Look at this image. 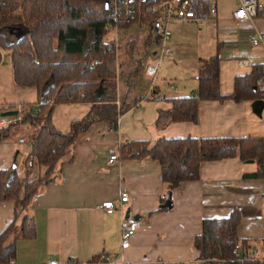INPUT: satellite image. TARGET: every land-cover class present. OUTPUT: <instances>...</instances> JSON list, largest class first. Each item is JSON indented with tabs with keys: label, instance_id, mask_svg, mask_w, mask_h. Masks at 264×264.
Masks as SVG:
<instances>
[{
	"label": "crops",
	"instance_id": "crops-1",
	"mask_svg": "<svg viewBox=\"0 0 264 264\" xmlns=\"http://www.w3.org/2000/svg\"><path fill=\"white\" fill-rule=\"evenodd\" d=\"M236 4L237 0H218L217 17L208 18L215 27L218 53L207 51L202 44L189 45V38L178 34L176 27L172 29L177 22L195 21H171L167 41L170 52L161 60L155 80L144 71L158 50L149 23L131 19L112 28V34L107 30L105 36L117 40L108 61L115 72L116 93L109 102L127 108L119 113L116 128L95 121L80 132L72 158L57 163L50 178L39 184L22 210L33 218L34 235L16 240L15 254L10 258L14 264H68L89 261L101 253H121L123 264H197L193 239L201 232L202 219L225 216L234 208L240 212L238 238L247 239L249 246L264 254V169L256 160L244 161L238 154L202 160L198 178L181 180L170 189L161 177L157 159L130 157L122 149V144L132 139L152 141L161 136H264V119L251 110L252 100L245 98L200 99L197 121L156 122L160 110L171 108L172 97L197 95L201 57L219 56L222 94L233 91L235 76L264 60L263 47L248 38L251 32L264 30V16L237 23L231 16ZM133 23L137 28L125 32ZM226 42L237 45L223 56L219 49ZM6 53L0 60V112L17 109L18 113L0 114V118L12 121L20 119L24 105L37 107L38 89L15 82ZM141 75L147 85L138 88ZM91 103H56L52 122L68 131L72 120L83 117ZM35 129L20 122L0 141V177L13 162L18 174L25 172L24 161L31 150L28 136ZM112 152L117 159L109 162ZM46 171L34 164L27 177L32 179ZM251 172L257 175H245ZM122 190L128 193L127 201H120ZM169 197L171 205L166 206ZM106 199L114 201L116 210L107 212L100 207ZM13 218L14 200L0 196V233ZM123 224L134 228L124 243L120 237Z\"/></svg>",
	"mask_w": 264,
	"mask_h": 264
},
{
	"label": "trees",
	"instance_id": "trees-1",
	"mask_svg": "<svg viewBox=\"0 0 264 264\" xmlns=\"http://www.w3.org/2000/svg\"><path fill=\"white\" fill-rule=\"evenodd\" d=\"M106 1L0 0V46L10 50L14 80L38 89L37 107L24 105L20 119L15 118L0 127V141L20 122L36 128L28 136L31 150L24 161L25 172L18 174L13 162L0 177V196L14 200V218L0 233V264H7L14 257L18 238L34 235L33 218L22 210L39 184L50 178L56 164L72 158L78 134L95 121L116 128L119 113L127 108L125 104L118 108L109 102L116 93L115 72L108 63L114 53V44L102 42L108 30L109 5ZM218 73L217 54L201 57L197 95L172 97L171 108L160 110L156 122L164 125L176 120L197 121L200 99H264V88L257 84V78L264 73L263 62L252 64L249 72L235 76L234 89L228 94L219 91ZM78 100L92 101L89 111L72 120L68 131L56 128L51 119L53 106ZM122 149L130 157L157 159L161 177L170 189L181 180L198 178L202 160L238 154L244 161L256 160L264 169V136L258 135L161 136L152 141L132 139L124 142ZM34 164L47 171L29 179L27 172ZM245 175H257V172ZM239 219L237 208L225 216L204 217L201 232L193 239L198 260L203 264H218L221 260L226 264H239L232 250L238 242L244 247L248 245L247 239L238 238ZM10 236H13L11 240ZM95 261H99V255L87 264ZM243 264L261 262L248 259Z\"/></svg>",
	"mask_w": 264,
	"mask_h": 264
},
{
	"label": "built area",
	"instance_id": "built-area-1",
	"mask_svg": "<svg viewBox=\"0 0 264 264\" xmlns=\"http://www.w3.org/2000/svg\"><path fill=\"white\" fill-rule=\"evenodd\" d=\"M108 32L112 28H117L119 22L125 20H139L147 22L151 27L153 39L158 43L157 56L145 66V74L152 80L156 79L158 68L161 60L169 54L170 47L167 41L170 37L171 30L169 24L171 21H201L203 19L214 18L218 15V0H108ZM231 16L235 22L251 21L258 17L264 16V0H237V4L231 12ZM249 41L254 45H260L264 50V30H255L248 36ZM103 43L113 42L117 45L115 38H109L105 35L102 38ZM1 49V48H0ZM3 55V51L0 50ZM264 63V60L262 61ZM257 84L264 88V73L257 78ZM83 95V93H82ZM19 118V117H17ZM10 119L0 118V127L7 124ZM117 159L115 152L110 153L109 162ZM120 201H127L128 193L122 190ZM100 207L107 212L116 210L113 200L106 199L100 204ZM134 234V228L121 225V242L127 241ZM234 259L239 264H243L246 260H259L264 264V254H260L256 247L249 245L243 246L241 242L235 244L233 250ZM99 261L105 264H123L121 253L108 254L101 253ZM7 264H14L10 259ZM50 264H56L50 262ZM69 264H87V261L71 262ZM185 264V263H182ZM197 264H203L201 260ZM218 264H226L225 260H221Z\"/></svg>",
	"mask_w": 264,
	"mask_h": 264
},
{
	"label": "rangeland",
	"instance_id": "rangeland-1",
	"mask_svg": "<svg viewBox=\"0 0 264 264\" xmlns=\"http://www.w3.org/2000/svg\"><path fill=\"white\" fill-rule=\"evenodd\" d=\"M206 21V22H205ZM204 22H177L173 25V28L176 27L178 30V34H184L186 38H189L187 42L189 45L191 44H202L206 47L207 51H214L215 53H218L217 50V40L215 38V27L212 23H210V19L205 20ZM137 28L136 23H133L130 27L124 29L125 32H130L132 30H135ZM109 34H112V31L109 32ZM122 34V33H121ZM119 37H120V30H119ZM204 41V42H203ZM235 43L233 42H226L221 46L219 49L223 56H228L230 52L232 51V48L235 47ZM0 50L3 52H7L5 54V57H8L10 50L4 49L2 46H0ZM1 54V52H0ZM4 55V54H3ZM2 56V54H1ZM167 56V55H166ZM143 75V74H142ZM140 76V80H138V88L140 87H146V78L143 76ZM161 78V76H160ZM150 79V78H148ZM147 79V80H148ZM149 81V80H148ZM260 119H264V108L262 111ZM45 168V167H43ZM46 169V168H45Z\"/></svg>",
	"mask_w": 264,
	"mask_h": 264
},
{
	"label": "water",
	"instance_id": "water-1",
	"mask_svg": "<svg viewBox=\"0 0 264 264\" xmlns=\"http://www.w3.org/2000/svg\"><path fill=\"white\" fill-rule=\"evenodd\" d=\"M106 5H107V1H106ZM250 107H251V110L257 116H261L262 115V110L264 108V99H261V98L253 99L250 102ZM17 113H18L17 109H6V110H3V111L0 112L1 115H14V114H17ZM166 201H167V204H165L166 206L167 205H171L170 197Z\"/></svg>",
	"mask_w": 264,
	"mask_h": 264
}]
</instances>
